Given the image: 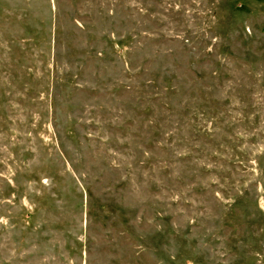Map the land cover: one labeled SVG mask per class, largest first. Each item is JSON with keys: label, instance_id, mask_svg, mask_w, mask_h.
I'll list each match as a JSON object with an SVG mask.
<instances>
[{"label": "rangeland", "instance_id": "1", "mask_svg": "<svg viewBox=\"0 0 264 264\" xmlns=\"http://www.w3.org/2000/svg\"><path fill=\"white\" fill-rule=\"evenodd\" d=\"M0 264H264V0H0Z\"/></svg>", "mask_w": 264, "mask_h": 264}]
</instances>
